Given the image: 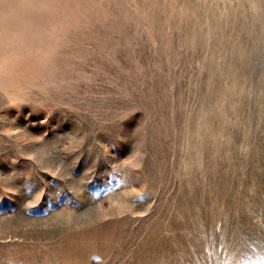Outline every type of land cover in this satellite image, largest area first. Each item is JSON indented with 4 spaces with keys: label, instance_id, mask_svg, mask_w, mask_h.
<instances>
[{
    "label": "rangeland",
    "instance_id": "rangeland-1",
    "mask_svg": "<svg viewBox=\"0 0 264 264\" xmlns=\"http://www.w3.org/2000/svg\"><path fill=\"white\" fill-rule=\"evenodd\" d=\"M36 5L0 50V264H264V0Z\"/></svg>",
    "mask_w": 264,
    "mask_h": 264
},
{
    "label": "bare ground",
    "instance_id": "bare-ground-1",
    "mask_svg": "<svg viewBox=\"0 0 264 264\" xmlns=\"http://www.w3.org/2000/svg\"><path fill=\"white\" fill-rule=\"evenodd\" d=\"M37 3H47V0H0V50L32 28L34 21L23 20L22 15L25 12L31 14Z\"/></svg>",
    "mask_w": 264,
    "mask_h": 264
}]
</instances>
